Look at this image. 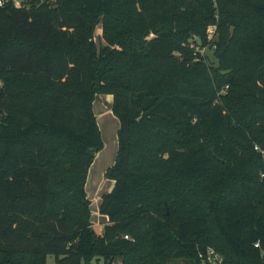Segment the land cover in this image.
Here are the masks:
<instances>
[{"label": "trees", "instance_id": "trees-1", "mask_svg": "<svg viewBox=\"0 0 264 264\" xmlns=\"http://www.w3.org/2000/svg\"><path fill=\"white\" fill-rule=\"evenodd\" d=\"M210 24L217 66L183 45ZM98 93L113 96L120 122L102 232L86 191L104 147ZM256 144L264 0L0 5V264H46L49 253L62 264H214L210 248L221 264H264Z\"/></svg>", "mask_w": 264, "mask_h": 264}, {"label": "rangeland", "instance_id": "rangeland-1", "mask_svg": "<svg viewBox=\"0 0 264 264\" xmlns=\"http://www.w3.org/2000/svg\"><path fill=\"white\" fill-rule=\"evenodd\" d=\"M22 4H30L31 0H19ZM231 30L234 31V27H231ZM100 33H101V25L97 27L96 30V39L98 43H102L100 40ZM218 40V31L216 30V24H210L206 29V35L205 38H202L200 35L192 34L190 37H188L184 42L183 45L188 48V50L196 57H193L195 60L196 58H199L198 54H201L202 60L208 65V66H217L218 65V59L215 55V48L217 46L216 41ZM193 61V60H192ZM97 96H106L108 98H111L109 101H103L101 106H103V113L99 114V121L100 125H102V121L105 120V126L102 128L104 132L105 137V147L102 156H105L107 158L104 159V157H101L98 159V162L96 164L95 169L99 173V167H103L106 163L109 164V161L113 158L112 156L114 153H116V150L118 149V137H117V130H116V122L110 120L112 112V95L109 93H98ZM111 101V103H110ZM97 104L95 105L96 108ZM118 119V117H116ZM102 119V120H101ZM107 119V120H106ZM100 160V161H99ZM102 160L104 162H102ZM109 160V161H108ZM108 164L105 166L106 169L108 167ZM110 167V166H109ZM96 171V172H97ZM100 177L99 176H93L90 177V181L92 184H89V194L92 198V222L94 223V229L97 232H102L103 230V224H102V214L98 209H95V204L97 201V198L95 197L94 193H98L100 189H107L104 188L106 185L105 183L102 184V181H106V177L103 176V179L101 182H99ZM105 179V180H104ZM95 264H103V260L97 261L96 259L93 261ZM46 264H62L57 259V256L55 254L49 253L46 257ZM80 264H85L84 260H81ZM115 264H122L121 259H118ZM171 264H184L183 260H177L172 262Z\"/></svg>", "mask_w": 264, "mask_h": 264}, {"label": "crops", "instance_id": "crops-1", "mask_svg": "<svg viewBox=\"0 0 264 264\" xmlns=\"http://www.w3.org/2000/svg\"><path fill=\"white\" fill-rule=\"evenodd\" d=\"M98 27V26H97ZM109 101V100H111V98H108V97H106V96H104V97H102V96H97V97H95V100H94V103H93V108H94V112H95V114H96V116H97V121H98V125H99V127H100V130H101V135H102V138H103V141H104V147H105V135H104V132H103V127L105 126V120H103L102 121V125H100V121H99V114L100 113H98V112H101V113H103V106H101V104L103 103V101ZM112 101H113V97H112ZM110 103H111V101H110ZM97 104V106H96V108H95V105ZM113 112V111H112ZM117 116L113 113V114H111V116H110V120L111 121H113L114 123L116 122V130L118 131V128H119V126H120V122H119V119H117L116 118ZM102 120V119H101ZM107 120V119H106ZM104 125V126H103ZM118 145V144H117ZM104 147L101 149V150H99L97 153H96V155H95V158H94V160H93V162H92V164H91V166H90V168H89V172H88V178H87V182H86V191H87V193H88V196H89V198L91 199V205H90V207H91V211H92V198H91V195L89 194V184H92V182L90 181V177L92 178L93 176H99L100 177V179H99V182H101L102 181V179H103V176L104 177H106L105 176V172H106V170L108 169V167L109 166H111L113 163H114V161H115V158H116V154H117V150H116V153H114V155L112 156L113 158L111 159V161H109V164L108 163H106L103 167L101 166V167H99V173H98V171L95 169V167H96V164H97V162H98V159H100L101 157H104V159H106L107 160V158L105 157V156H102V154H103V151H104ZM102 159V158H101ZM109 159V158H108ZM100 161V160H99ZM102 162H104L103 160H102ZM108 164V167H107V169H106V165ZM97 171V172H96ZM107 178V177H106ZM105 180V179H104ZM103 183H105V187L104 188H107V189H100L99 191H98V193H94V195H95V197L97 198V201H96V204H95V209L97 210L98 209V211H99V205H100V202H101V198H102V195L105 193V192H107V191H110L111 189H112V187H113V185H114V180H112V179H109V178H107L106 179V181H102V184ZM92 218V217H91ZM108 221V217L106 216V215H103L102 214V224H103V227H104V224L106 223ZM93 227H94V223H93Z\"/></svg>", "mask_w": 264, "mask_h": 264}, {"label": "built area", "instance_id": "built-area-1", "mask_svg": "<svg viewBox=\"0 0 264 264\" xmlns=\"http://www.w3.org/2000/svg\"><path fill=\"white\" fill-rule=\"evenodd\" d=\"M7 1L9 0H0V5L5 4ZM12 1H14L15 5L17 6L22 5V3L19 0H12ZM255 149L261 151L262 154L264 155V149L261 148L258 144L255 145ZM125 237L128 238L129 235H125ZM256 245H258V243H256ZM208 257L214 264H221L222 257L213 248H210L208 250Z\"/></svg>", "mask_w": 264, "mask_h": 264}]
</instances>
